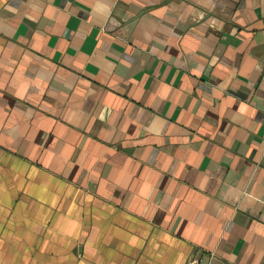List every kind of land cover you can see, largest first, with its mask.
I'll return each instance as SVG.
<instances>
[{
	"label": "crops",
	"instance_id": "crops-1",
	"mask_svg": "<svg viewBox=\"0 0 264 264\" xmlns=\"http://www.w3.org/2000/svg\"><path fill=\"white\" fill-rule=\"evenodd\" d=\"M264 264V0H0V264Z\"/></svg>",
	"mask_w": 264,
	"mask_h": 264
},
{
	"label": "built area",
	"instance_id": "built-area-1",
	"mask_svg": "<svg viewBox=\"0 0 264 264\" xmlns=\"http://www.w3.org/2000/svg\"><path fill=\"white\" fill-rule=\"evenodd\" d=\"M194 264H212V262H211L210 259H208V260H206L204 262H202L200 259H198V260L194 261Z\"/></svg>",
	"mask_w": 264,
	"mask_h": 264
}]
</instances>
